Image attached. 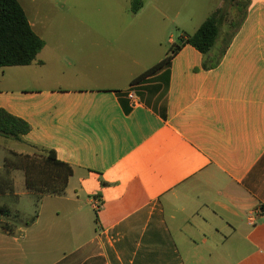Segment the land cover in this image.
<instances>
[{
	"label": "crops",
	"instance_id": "1",
	"mask_svg": "<svg viewBox=\"0 0 264 264\" xmlns=\"http://www.w3.org/2000/svg\"><path fill=\"white\" fill-rule=\"evenodd\" d=\"M29 22L45 46L14 67L23 73L0 70V108L73 175L28 227L0 228V252H11L0 264H264V0H250L217 68L185 45L167 92L168 69L132 85L159 62L119 49L90 64L97 51L74 52L70 19ZM147 85L161 87L162 108L140 95ZM17 171L19 200L32 193H18Z\"/></svg>",
	"mask_w": 264,
	"mask_h": 264
},
{
	"label": "rangeland",
	"instance_id": "2",
	"mask_svg": "<svg viewBox=\"0 0 264 264\" xmlns=\"http://www.w3.org/2000/svg\"><path fill=\"white\" fill-rule=\"evenodd\" d=\"M20 2L29 20L70 19L71 25L64 27L70 34L69 40L77 42L74 52L79 51V48L97 51L95 58L87 62L94 65L105 64L110 50L128 49L133 55L142 54L143 60L147 58V63L151 67L169 53L173 46L169 43L170 38L176 45L181 44L182 37L193 35L206 17L220 5L229 13L230 20L239 19L238 12L232 8V0H144V7L137 15L130 11L131 0H20ZM230 30L229 24L223 28V32ZM92 34L99 37H88ZM221 46L222 40L217 42L216 49ZM4 70L8 77L23 73L21 70L16 71L14 67ZM24 72L27 75V71ZM1 74L2 71L0 76ZM151 88L149 85L142 86L139 89L140 95L150 100L154 108H162L164 92L162 89L155 91ZM4 150L8 154H4ZM13 153L22 157L47 155V151L40 147L0 137V165L3 164L1 156L18 161L19 158L14 157ZM13 174L12 172L11 175L4 176L12 179ZM16 178L18 193L26 191L24 171H17ZM3 205L10 208L12 217L17 218L5 219L4 223L14 226L19 222H31L36 212V197L32 194L18 200L12 195L2 196L0 206ZM2 255H11V252H0V256Z\"/></svg>",
	"mask_w": 264,
	"mask_h": 264
},
{
	"label": "trees",
	"instance_id": "3",
	"mask_svg": "<svg viewBox=\"0 0 264 264\" xmlns=\"http://www.w3.org/2000/svg\"><path fill=\"white\" fill-rule=\"evenodd\" d=\"M250 0H232V8L238 13V20H230V15L223 7L216 9L193 35H184L179 45H173L164 60L142 73L132 85L168 69L164 74L165 92L170 81V66L174 57L185 45H191L203 56V69L217 68L226 55L232 41L242 28L246 18ZM144 7V0H132L131 13L137 15ZM229 24L230 31L223 32V28ZM222 40V46L217 50L216 44ZM44 41L34 32L27 18L26 12L19 0H0V70L7 67H21L31 65L43 50ZM160 86H154L153 90H160ZM32 127L26 121L13 116L7 110L0 108V137L7 140L34 146L25 141ZM36 147V146H34ZM47 151L46 156H24L13 153L19 160L6 158L3 169L0 172V197L16 195L14 181L4 175H11L12 171L22 170L25 173L26 187L36 197V212L33 220L39 215V208L43 197L47 195L63 196L66 194L69 178L73 170L67 164L59 161L56 153ZM5 219H17L12 217V211L7 206H0V228L14 235L18 228L28 227L31 222H19L11 226L4 223Z\"/></svg>",
	"mask_w": 264,
	"mask_h": 264
},
{
	"label": "built area",
	"instance_id": "4",
	"mask_svg": "<svg viewBox=\"0 0 264 264\" xmlns=\"http://www.w3.org/2000/svg\"><path fill=\"white\" fill-rule=\"evenodd\" d=\"M128 97L133 102L134 106H136L140 103V100H139L136 92H134V91L131 92Z\"/></svg>",
	"mask_w": 264,
	"mask_h": 264
}]
</instances>
